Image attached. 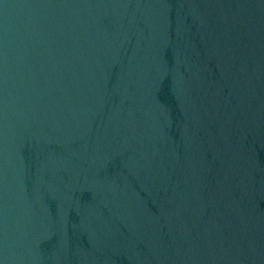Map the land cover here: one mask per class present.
<instances>
[{
	"label": "water",
	"instance_id": "obj_1",
	"mask_svg": "<svg viewBox=\"0 0 264 264\" xmlns=\"http://www.w3.org/2000/svg\"><path fill=\"white\" fill-rule=\"evenodd\" d=\"M0 264H264V0H0Z\"/></svg>",
	"mask_w": 264,
	"mask_h": 264
}]
</instances>
